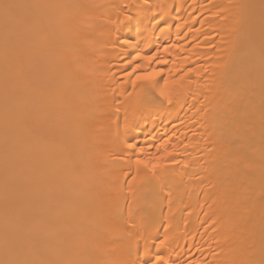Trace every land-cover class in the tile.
Masks as SVG:
<instances>
[{"label":"bare ground","instance_id":"6f19581e","mask_svg":"<svg viewBox=\"0 0 264 264\" xmlns=\"http://www.w3.org/2000/svg\"><path fill=\"white\" fill-rule=\"evenodd\" d=\"M4 3L88 7L0 8V264H264V0ZM138 21L172 103L122 74Z\"/></svg>","mask_w":264,"mask_h":264},{"label":"snow or ice","instance_id":"6c2138e0","mask_svg":"<svg viewBox=\"0 0 264 264\" xmlns=\"http://www.w3.org/2000/svg\"><path fill=\"white\" fill-rule=\"evenodd\" d=\"M20 7H30L35 9H51V10H64V11H75V10H83L87 8V5L82 4H33V5H20L17 3H4L0 5V8L3 9L4 16L6 20H14L15 10ZM127 7V6H125ZM157 15L159 12L157 9H153V15L148 21L149 24H152L154 27H160L161 23H164V19L161 16L160 19H157ZM133 17L131 14L125 13L123 20L119 21L117 25V35L115 39L112 41L113 45L119 41L120 37L118 35L121 26H129L130 31L132 29L131 21ZM143 21H138L134 26L137 30L135 31V35H130L128 39L121 42L122 47L125 49H132V52H128V56L131 59L124 60L123 67V76L126 78V81L130 80L133 87L139 86L144 89L146 88L149 91H154L161 98L166 100L168 103H172L173 98H178L181 90L184 88V80L185 76L193 71L192 68H188L187 72L182 75H176L173 78L175 73V69H169L167 72L164 70V66L168 65L169 61L161 59L158 53L167 52L169 46H165L163 49L157 48L156 51L147 54L143 49L140 48V41H136V37L140 35L139 25L142 24ZM170 27V26H169ZM161 33L167 31L166 28L160 29ZM135 41V42H134ZM139 49V50H137ZM134 52V54H133ZM155 65V66H153ZM149 68L151 70H149ZM130 69V71H129ZM162 81V83H161ZM119 111V109H117ZM161 146H157L159 149ZM175 148V146H173ZM125 151L129 153L127 159L129 162L134 163L137 166V169L140 167L143 168H151V170L155 171L158 168L165 167L162 161L169 159L170 163H175L174 159H170L172 157V152H170L167 148L160 155H156L153 158L149 159H141V155L143 153V149L138 148L133 143H127L125 146ZM132 153L135 154L136 159L133 161ZM131 236V233H129ZM167 240V237H165ZM165 241H161L157 248H160L164 245ZM131 255V252L128 253ZM145 255H149L145 253ZM139 260V257H137ZM137 260L131 259H123L115 262V264H137ZM55 264V262H52ZM65 264H72V262H65ZM140 264H166L164 257L160 255H156L155 259H151L149 256L148 259H144L140 262Z\"/></svg>","mask_w":264,"mask_h":264}]
</instances>
